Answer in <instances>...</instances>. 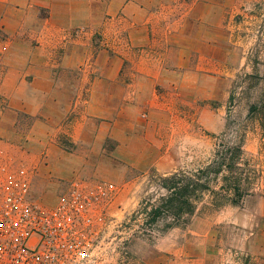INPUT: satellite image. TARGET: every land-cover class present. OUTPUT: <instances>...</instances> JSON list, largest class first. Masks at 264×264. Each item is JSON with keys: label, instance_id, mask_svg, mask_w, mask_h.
I'll return each instance as SVG.
<instances>
[{"label": "rangeland", "instance_id": "obj_1", "mask_svg": "<svg viewBox=\"0 0 264 264\" xmlns=\"http://www.w3.org/2000/svg\"><path fill=\"white\" fill-rule=\"evenodd\" d=\"M260 1L135 0L142 10L131 18L116 14L117 5L110 0H0V58L28 50L22 40L37 44L47 38L46 25L80 21L84 27L78 31L88 42L86 65L92 67L86 87H106L107 92L119 87L123 99L117 111L109 98L103 107L72 110L58 124H48V135L40 129L30 135L35 119L18 114L17 138L4 139L0 133V167L24 169L32 197L44 206H53L75 182L114 184L117 194L106 209L103 264H199L190 245L178 261L163 252L169 247L160 241L169 231L167 222L149 224L145 202L158 205L163 194L158 177L178 168L203 167L220 149L217 144L242 139L250 166L241 173L251 190L238 205L217 210L206 196L189 224L175 228L186 235H191L188 229L204 233L214 228L209 264H263L264 128L262 112L252 107L261 108L264 102V75L250 53L259 37L264 45V34L259 32L261 20L247 15ZM244 13L242 24L236 25ZM149 17L157 20L150 29L154 42L143 46L142 34L136 32L139 41L131 45L118 22L142 23ZM100 52L119 58L117 82L110 78L111 63L99 60ZM259 59L264 63V52ZM170 65H175V75L160 71ZM208 78L213 83L208 95L202 87H190ZM174 81L179 84L175 89L164 88ZM154 94L164 98L155 103ZM3 100L0 96V107ZM76 123L80 130L74 139L70 134ZM257 247L260 256L253 254Z\"/></svg>", "mask_w": 264, "mask_h": 264}, {"label": "crops", "instance_id": "obj_2", "mask_svg": "<svg viewBox=\"0 0 264 264\" xmlns=\"http://www.w3.org/2000/svg\"><path fill=\"white\" fill-rule=\"evenodd\" d=\"M110 2L117 5L116 14L122 13L127 17L134 18L137 12L142 10L135 0H110ZM156 21L149 17L142 23L120 20L118 24L123 25L122 29L127 32V40L131 45L139 41L134 36L137 32L142 34V45L146 47L154 42L153 33L150 29L154 27ZM83 24L80 21L70 20L54 26L46 25L43 28H46L47 38L39 39L37 44L22 40L20 44L22 47L26 46L28 50L18 52L16 49V52L0 58V96L4 98L5 103L0 107L2 138L8 140L17 138L18 132L15 123L18 114L28 115L35 119L29 132L30 135L37 133L39 129L42 130V134L48 135L51 134L50 130L52 129L48 124L54 123V121L58 124L62 121L63 116L72 110L87 106L103 107L106 98H109L110 107H115V111H117L120 103L123 104V99L119 98V87H109L110 91L108 89V92L110 94L103 91V88L106 87H86L85 76H88L92 71V67L90 65L88 68L86 65L89 57L88 42L78 31V28L84 27ZM102 24L100 22V26ZM227 42H230L229 37H227ZM206 45H213V43L206 42ZM59 48H64L61 54L58 52ZM171 50H174L173 47ZM98 57H100L99 60L106 59L111 63L110 78L117 82L119 58L117 56L109 58L102 52L98 54ZM98 57L94 58L96 62L94 70H97ZM160 58L159 56L158 59ZM198 58L209 57L198 56ZM174 67L175 65H170L167 68L162 67L163 70L160 71L175 75ZM65 77L68 80H65ZM177 86L179 84L174 81L166 84L164 88L174 87L175 89ZM212 86L211 78H208L203 83L196 80L190 87H202L208 95L209 87ZM160 98L163 99L164 97L154 94L151 100L159 103L162 100ZM208 98L203 97L202 99L207 100ZM106 105L108 104L106 103ZM64 109L65 111H62ZM50 116L54 118H49ZM79 130V125L76 123L70 136L74 139L77 138ZM188 230L191 235H186L183 233L184 230L178 228L170 229L160 240L169 245L163 252L173 253L174 260L178 261L184 256V248L190 245L197 251L194 260L199 264H209L208 251L213 250L215 245L214 228L204 229V233H198L193 229ZM188 236L195 238L188 239ZM213 240L214 243L212 244ZM255 253L261 255L258 252V247L253 254ZM256 260L259 261V258L256 257Z\"/></svg>", "mask_w": 264, "mask_h": 264}, {"label": "built area", "instance_id": "obj_3", "mask_svg": "<svg viewBox=\"0 0 264 264\" xmlns=\"http://www.w3.org/2000/svg\"><path fill=\"white\" fill-rule=\"evenodd\" d=\"M112 183L75 182L53 206L34 200L28 174L0 167V264H103Z\"/></svg>", "mask_w": 264, "mask_h": 264}, {"label": "trees", "instance_id": "obj_4", "mask_svg": "<svg viewBox=\"0 0 264 264\" xmlns=\"http://www.w3.org/2000/svg\"><path fill=\"white\" fill-rule=\"evenodd\" d=\"M243 9L241 6L240 11ZM244 15L245 13L237 16L236 25L242 24ZM247 15L261 20L259 32L264 34V1L255 5V9ZM261 43L262 39L259 37L258 45L250 53L254 59L250 61L254 62L255 67H260L264 75V63L259 61L264 52V45ZM252 110L262 112L260 125L264 128V102L261 108L252 107ZM217 146L220 149L215 151L213 158L205 166L191 171L178 168L166 176L158 177L159 188L163 191L158 205H152L148 200L144 206L149 224L161 219L167 222L165 231L186 227L206 196L210 197L209 205L215 210L227 204L238 205L241 195L251 190L241 173L244 170L242 167L250 166L244 159L243 140Z\"/></svg>", "mask_w": 264, "mask_h": 264}]
</instances>
